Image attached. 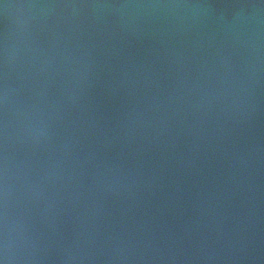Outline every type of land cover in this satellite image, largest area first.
I'll return each instance as SVG.
<instances>
[{
	"label": "water",
	"instance_id": "95a60500",
	"mask_svg": "<svg viewBox=\"0 0 264 264\" xmlns=\"http://www.w3.org/2000/svg\"><path fill=\"white\" fill-rule=\"evenodd\" d=\"M0 264H264V0H0Z\"/></svg>",
	"mask_w": 264,
	"mask_h": 264
}]
</instances>
